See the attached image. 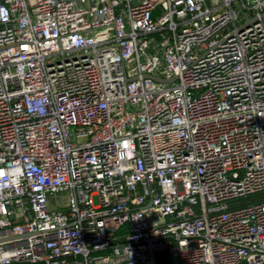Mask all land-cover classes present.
<instances>
[{
    "label": "built area",
    "instance_id": "built-area-1",
    "mask_svg": "<svg viewBox=\"0 0 264 264\" xmlns=\"http://www.w3.org/2000/svg\"><path fill=\"white\" fill-rule=\"evenodd\" d=\"M165 252L264 264V0H0V264Z\"/></svg>",
    "mask_w": 264,
    "mask_h": 264
},
{
    "label": "trees",
    "instance_id": "trees-1",
    "mask_svg": "<svg viewBox=\"0 0 264 264\" xmlns=\"http://www.w3.org/2000/svg\"><path fill=\"white\" fill-rule=\"evenodd\" d=\"M252 199V198H250ZM159 264H176L173 260L169 252L162 253L158 256Z\"/></svg>",
    "mask_w": 264,
    "mask_h": 264
},
{
    "label": "water",
    "instance_id": "water-1",
    "mask_svg": "<svg viewBox=\"0 0 264 264\" xmlns=\"http://www.w3.org/2000/svg\"><path fill=\"white\" fill-rule=\"evenodd\" d=\"M250 2H254L255 0H249Z\"/></svg>",
    "mask_w": 264,
    "mask_h": 264
}]
</instances>
